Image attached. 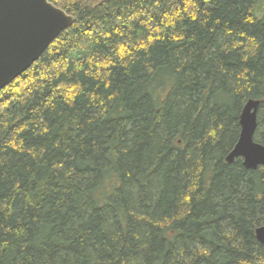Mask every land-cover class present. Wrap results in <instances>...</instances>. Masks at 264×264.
Instances as JSON below:
<instances>
[{"label":"trees","instance_id":"16d2710c","mask_svg":"<svg viewBox=\"0 0 264 264\" xmlns=\"http://www.w3.org/2000/svg\"><path fill=\"white\" fill-rule=\"evenodd\" d=\"M75 19L0 93V264H264V0H49Z\"/></svg>","mask_w":264,"mask_h":264},{"label":"water","instance_id":"95a60500","mask_svg":"<svg viewBox=\"0 0 264 264\" xmlns=\"http://www.w3.org/2000/svg\"><path fill=\"white\" fill-rule=\"evenodd\" d=\"M75 23L49 0H0V93L28 72ZM262 102L249 100L240 116V137L226 158L242 160L246 170L264 167V145L255 141ZM264 245V227L256 230Z\"/></svg>","mask_w":264,"mask_h":264},{"label":"rangeland","instance_id":"374dc122","mask_svg":"<svg viewBox=\"0 0 264 264\" xmlns=\"http://www.w3.org/2000/svg\"><path fill=\"white\" fill-rule=\"evenodd\" d=\"M99 0H91V2H98Z\"/></svg>","mask_w":264,"mask_h":264}]
</instances>
